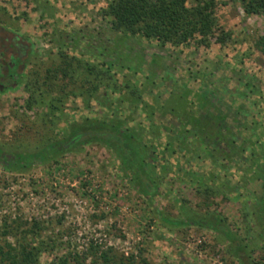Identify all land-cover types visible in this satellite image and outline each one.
Returning a JSON list of instances; mask_svg holds the SVG:
<instances>
[{"label":"rangeland","instance_id":"374dc122","mask_svg":"<svg viewBox=\"0 0 264 264\" xmlns=\"http://www.w3.org/2000/svg\"><path fill=\"white\" fill-rule=\"evenodd\" d=\"M109 1L0 0V243L19 216L41 224L38 264L92 242L149 264H264V13L213 0V33L173 43L116 28ZM60 53L77 72L47 78ZM113 122L127 147L49 145Z\"/></svg>","mask_w":264,"mask_h":264},{"label":"trees","instance_id":"16d2710c","mask_svg":"<svg viewBox=\"0 0 264 264\" xmlns=\"http://www.w3.org/2000/svg\"><path fill=\"white\" fill-rule=\"evenodd\" d=\"M237 1L247 14L264 13V0ZM104 10L111 16V21L116 28L131 33L140 32L148 37H156L163 42L181 43L196 35L201 40H206L213 33L215 25L213 0L197 1L191 4H188V0H110ZM217 38L224 40V36ZM257 45L264 53V33L258 37ZM60 56V64L46 68L47 78H58L59 72L62 75L73 77L77 72L78 62H80L78 57L69 56L66 53H60ZM74 60L77 61V66L74 64ZM85 68L86 74H93L94 79L110 76L112 70L108 64L105 67H97L95 64L87 63ZM87 81L90 82V89L88 90L98 86V83L90 78ZM59 84L61 85V83ZM82 84L78 85L74 81L71 92L75 93L74 89H80ZM59 97L60 95L55 98ZM120 126L121 124L113 122L107 126L102 125L86 130L77 129L67 141H54L49 145L54 148H64L66 143H70L72 137L84 133L76 142L90 137L102 138L113 140L127 147L134 134L125 127V129H121ZM262 146H264V142ZM209 189L211 187L206 186L204 191ZM39 229H41V224L37 219L30 222L24 221L19 216L4 219L1 233L4 235L12 234L16 241L13 243L6 240L0 243V262L5 264H38V256L43 247L29 241L27 237L35 238ZM89 256H91L90 259H88ZM70 257L73 258L75 264H149L141 250H138L137 253L130 252L128 255H116L112 253L110 247L99 249V245L93 242L81 254L75 251L72 256L70 254ZM61 261V264H69L66 256Z\"/></svg>","mask_w":264,"mask_h":264},{"label":"flooded vegetation","instance_id":"af4514ba","mask_svg":"<svg viewBox=\"0 0 264 264\" xmlns=\"http://www.w3.org/2000/svg\"><path fill=\"white\" fill-rule=\"evenodd\" d=\"M17 45H18V53H19L20 57H23L24 56V54H23V52H24V46L21 45V44H16V46Z\"/></svg>","mask_w":264,"mask_h":264},{"label":"water","instance_id":"95a60500","mask_svg":"<svg viewBox=\"0 0 264 264\" xmlns=\"http://www.w3.org/2000/svg\"><path fill=\"white\" fill-rule=\"evenodd\" d=\"M83 134H84V133H81V134H78V135L72 137V138L70 139L69 142H74L75 140H77V139H78L80 136H82Z\"/></svg>","mask_w":264,"mask_h":264}]
</instances>
